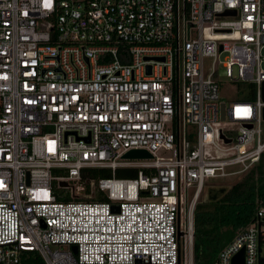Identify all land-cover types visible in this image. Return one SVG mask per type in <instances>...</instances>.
<instances>
[{
    "label": "built area",
    "instance_id": "built-area-1",
    "mask_svg": "<svg viewBox=\"0 0 264 264\" xmlns=\"http://www.w3.org/2000/svg\"><path fill=\"white\" fill-rule=\"evenodd\" d=\"M263 154L264 0H0V264H194L208 181ZM92 168L106 200H59ZM243 251L264 264V204L217 264Z\"/></svg>",
    "mask_w": 264,
    "mask_h": 264
},
{
    "label": "trees",
    "instance_id": "trees-1",
    "mask_svg": "<svg viewBox=\"0 0 264 264\" xmlns=\"http://www.w3.org/2000/svg\"><path fill=\"white\" fill-rule=\"evenodd\" d=\"M239 96L251 100L247 88L239 87ZM119 177H135L137 168H119ZM89 181L112 177L110 168H92L84 173ZM102 193L96 199L87 195L72 196L60 191L59 200H106ZM264 204V154L262 159L249 171L230 184L206 185L194 210V264H217L220 251L238 234L255 220L258 208ZM185 256V251H183Z\"/></svg>",
    "mask_w": 264,
    "mask_h": 264
},
{
    "label": "water",
    "instance_id": "water-1",
    "mask_svg": "<svg viewBox=\"0 0 264 264\" xmlns=\"http://www.w3.org/2000/svg\"><path fill=\"white\" fill-rule=\"evenodd\" d=\"M229 12H226L225 14H228ZM221 118L224 120L226 118V103L223 102L221 104ZM221 136L225 138L226 142H230V139H227L225 135L222 133ZM124 158L126 159H151L153 158V155L151 152H149L146 149H131L127 151L124 155ZM61 186H69L68 182L66 181H61L60 182ZM187 234L186 230H182L180 228V218L178 219V241L179 244L181 242V238ZM242 261V262H241ZM244 263V251L241 252L239 255H237L234 259V264H243Z\"/></svg>",
    "mask_w": 264,
    "mask_h": 264
},
{
    "label": "rangeland",
    "instance_id": "rangeland-1",
    "mask_svg": "<svg viewBox=\"0 0 264 264\" xmlns=\"http://www.w3.org/2000/svg\"><path fill=\"white\" fill-rule=\"evenodd\" d=\"M227 90H228V88H227ZM222 95H223L224 101L230 102L232 100L229 97H227V91L225 89L223 90ZM236 179H238V177H236V178L230 177V178H225V179H211L208 181L209 183L207 185L208 186H216V185L230 184V183L235 182ZM81 195H87V197L94 198V199L99 197L98 190H96L94 187H91L89 192H87V190H84Z\"/></svg>",
    "mask_w": 264,
    "mask_h": 264
}]
</instances>
